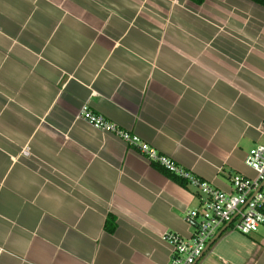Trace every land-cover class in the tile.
<instances>
[{
    "label": "crops",
    "instance_id": "1",
    "mask_svg": "<svg viewBox=\"0 0 264 264\" xmlns=\"http://www.w3.org/2000/svg\"><path fill=\"white\" fill-rule=\"evenodd\" d=\"M130 131L231 192L264 122V8L248 0H0V264H169L199 192ZM113 224V231L110 225ZM198 264H264V228Z\"/></svg>",
    "mask_w": 264,
    "mask_h": 264
},
{
    "label": "built area",
    "instance_id": "2",
    "mask_svg": "<svg viewBox=\"0 0 264 264\" xmlns=\"http://www.w3.org/2000/svg\"><path fill=\"white\" fill-rule=\"evenodd\" d=\"M79 119L96 130L114 134L150 164L159 165L187 180L199 192V208L187 212L185 216V221L193 228L191 238L184 239L174 234L164 236L172 247L169 264H198L208 246L225 228L226 231L232 230L243 235L256 233L264 228V122L259 128L261 142L249 152L245 162L256 177L234 175L230 180L231 192L228 193L185 171L174 160L157 152L134 133L120 129L104 117L94 114L89 104L81 108Z\"/></svg>",
    "mask_w": 264,
    "mask_h": 264
},
{
    "label": "trees",
    "instance_id": "3",
    "mask_svg": "<svg viewBox=\"0 0 264 264\" xmlns=\"http://www.w3.org/2000/svg\"><path fill=\"white\" fill-rule=\"evenodd\" d=\"M248 1H251L261 7L264 8V0H248ZM153 166H155L159 171H161L165 176H167L169 179H171L172 181H174L175 183H177L178 185H180L181 187H184V188H188L190 185L188 183L187 180L181 178V177H178L176 176L175 174H172L170 172H168L167 170H165L164 168L160 167L159 165H155V164H152ZM110 230L113 231V224L110 225Z\"/></svg>",
    "mask_w": 264,
    "mask_h": 264
},
{
    "label": "water",
    "instance_id": "4",
    "mask_svg": "<svg viewBox=\"0 0 264 264\" xmlns=\"http://www.w3.org/2000/svg\"><path fill=\"white\" fill-rule=\"evenodd\" d=\"M227 228L223 229L217 236L216 238L212 241V243L208 246V248L206 249V251L211 248V246L213 244H215V242H217V240L222 236V234H224V232L226 231Z\"/></svg>",
    "mask_w": 264,
    "mask_h": 264
}]
</instances>
